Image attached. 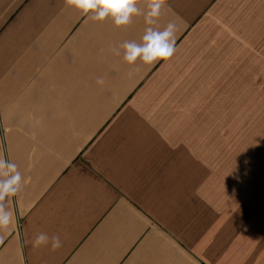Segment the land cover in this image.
Returning <instances> with one entry per match:
<instances>
[{
  "label": "crops",
  "instance_id": "1",
  "mask_svg": "<svg viewBox=\"0 0 264 264\" xmlns=\"http://www.w3.org/2000/svg\"><path fill=\"white\" fill-rule=\"evenodd\" d=\"M169 22L174 55L128 65L143 15L116 27L65 0H0V156L26 180L0 264H264V165L205 141L194 96L264 40V0H164L152 27ZM40 232L62 247L34 248Z\"/></svg>",
  "mask_w": 264,
  "mask_h": 264
},
{
  "label": "rangeland",
  "instance_id": "2",
  "mask_svg": "<svg viewBox=\"0 0 264 264\" xmlns=\"http://www.w3.org/2000/svg\"><path fill=\"white\" fill-rule=\"evenodd\" d=\"M242 49L231 61L218 60L221 71L203 78L201 92L194 96L206 107L209 104L208 111L202 109L210 121L209 126L202 125L205 141L215 135L217 152L248 150V164L264 165V40H242ZM205 141L200 144L202 149H214L213 143ZM217 160L221 165L226 159Z\"/></svg>",
  "mask_w": 264,
  "mask_h": 264
},
{
  "label": "clouds",
  "instance_id": "3",
  "mask_svg": "<svg viewBox=\"0 0 264 264\" xmlns=\"http://www.w3.org/2000/svg\"><path fill=\"white\" fill-rule=\"evenodd\" d=\"M65 3L96 22L111 19L116 27H126L131 24L133 17L143 15L148 27L141 42L125 41L120 46L123 49V60L128 65H134L138 60L151 65L168 60L175 53L177 26L169 22L162 30L152 27L161 15L164 0H147V11L143 13L138 7V0H65ZM116 54H120L118 50ZM96 83L102 86L105 79L98 77ZM25 183L18 166L10 159L0 156V234L6 233L14 222L13 212L8 205ZM28 243L34 248L49 244L53 250L62 247L58 235L49 236L45 232L35 234Z\"/></svg>",
  "mask_w": 264,
  "mask_h": 264
}]
</instances>
